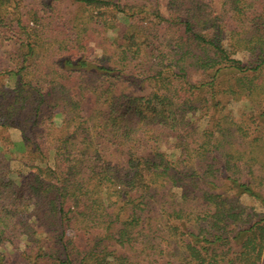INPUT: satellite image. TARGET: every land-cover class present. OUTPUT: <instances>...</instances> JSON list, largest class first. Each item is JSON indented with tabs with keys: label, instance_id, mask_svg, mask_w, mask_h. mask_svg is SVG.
Masks as SVG:
<instances>
[{
	"label": "trees",
	"instance_id": "16d2710c",
	"mask_svg": "<svg viewBox=\"0 0 264 264\" xmlns=\"http://www.w3.org/2000/svg\"><path fill=\"white\" fill-rule=\"evenodd\" d=\"M0 264H264V0H0Z\"/></svg>",
	"mask_w": 264,
	"mask_h": 264
},
{
	"label": "rangeland",
	"instance_id": "374dc122",
	"mask_svg": "<svg viewBox=\"0 0 264 264\" xmlns=\"http://www.w3.org/2000/svg\"><path fill=\"white\" fill-rule=\"evenodd\" d=\"M66 6H69L68 4H66ZM70 7V6H69ZM2 57H4V56H2ZM3 60H5V59H3ZM231 107L234 109V111L236 112V114L237 115H239L240 114V112H241V110L243 109V104L242 103H236V102H233L232 104H231ZM57 122H59V119H57ZM13 138L14 139H16V140H20L21 139V134H20V132L19 131H13ZM244 202L245 203H251V201L250 200H247V199H245L244 200ZM15 257L17 258V256L15 255Z\"/></svg>",
	"mask_w": 264,
	"mask_h": 264
}]
</instances>
